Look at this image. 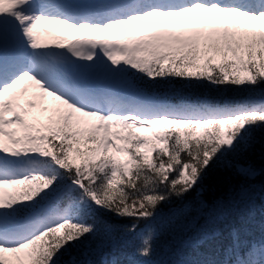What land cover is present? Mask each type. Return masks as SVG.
Masks as SVG:
<instances>
[{"label":"snow or ice","instance_id":"snow-or-ice-1","mask_svg":"<svg viewBox=\"0 0 264 264\" xmlns=\"http://www.w3.org/2000/svg\"><path fill=\"white\" fill-rule=\"evenodd\" d=\"M176 79L264 92V0H0V264H122L129 236L150 258L163 206L264 146V99L150 91ZM175 264H264V244Z\"/></svg>","mask_w":264,"mask_h":264},{"label":"trees","instance_id":"trees-1","mask_svg":"<svg viewBox=\"0 0 264 264\" xmlns=\"http://www.w3.org/2000/svg\"><path fill=\"white\" fill-rule=\"evenodd\" d=\"M150 91L160 95H174L177 101H241L264 99L261 90L250 91L236 88H215L207 84L189 83L183 80L159 81ZM231 167L214 165L209 169L196 191L182 200L173 199L161 209L165 220L156 224L159 235L153 241L154 253L150 258L135 255L139 240L129 236L130 246L119 259L122 264H143L145 259L175 264L179 259L197 260L219 253L232 242V233L238 232L242 244L253 248L264 244V146L257 144L247 154L231 160ZM237 166L251 167L255 175L246 176ZM177 209L183 214L169 223L168 218ZM109 220L115 217L107 215ZM130 223V221H118ZM144 222H141V228ZM204 233H212L198 248L184 247V241L195 239ZM171 250V251H170ZM64 259H68L67 256Z\"/></svg>","mask_w":264,"mask_h":264},{"label":"rangeland","instance_id":"rangeland-1","mask_svg":"<svg viewBox=\"0 0 264 264\" xmlns=\"http://www.w3.org/2000/svg\"><path fill=\"white\" fill-rule=\"evenodd\" d=\"M47 38H48V39H51V37H47ZM240 167L247 169L246 167H243V166H240Z\"/></svg>","mask_w":264,"mask_h":264},{"label":"bare ground","instance_id":"bare-ground-1","mask_svg":"<svg viewBox=\"0 0 264 264\" xmlns=\"http://www.w3.org/2000/svg\"><path fill=\"white\" fill-rule=\"evenodd\" d=\"M46 27H54V26H52V25H46Z\"/></svg>","mask_w":264,"mask_h":264}]
</instances>
